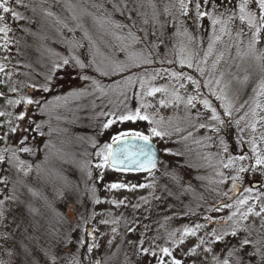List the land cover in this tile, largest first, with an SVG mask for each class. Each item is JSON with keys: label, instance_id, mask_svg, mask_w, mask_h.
Listing matches in <instances>:
<instances>
[{"label": "trees", "instance_id": "16d2710c", "mask_svg": "<svg viewBox=\"0 0 264 264\" xmlns=\"http://www.w3.org/2000/svg\"><path fill=\"white\" fill-rule=\"evenodd\" d=\"M175 2L176 0H152L155 10L161 13V20H168L164 43L161 44L163 48L168 47L171 43L169 39L177 30L172 27V17L164 15L163 9L166 5ZM23 3L27 4L28 8L18 9L16 3L13 2V6L9 4L26 17L23 19L25 20L23 28H15L14 33L16 41L14 67L22 84L16 95L41 100L42 104L48 101L52 103L44 111L37 108L35 104L27 106V116L31 114V120L35 123L26 119L23 125L31 124V127L35 128L36 124H40L41 129L39 133H27L29 139L26 146L32 148L33 153H17V155L27 164L32 165L31 172L25 176L15 167L8 165L1 167L0 176L7 175L9 178L8 187L4 189L3 195L14 194L16 197L15 200L8 201L14 208L12 215L14 228L11 235L12 239L15 238L16 250H19V242L23 240V243L32 248L39 247L57 254L59 259L56 264H69L74 254L83 261V264H89V259L99 260L100 264H112L115 260L122 262L120 256L126 253L124 251L130 239L127 231L128 225L122 232L123 240L117 244L113 252L104 256L103 259L92 260L86 247L76 243L64 244L63 241L68 237H71L72 241H77L78 236L75 232L77 230L80 233L83 228L86 233L93 232V236L85 238L87 243L93 242L95 233L92 227L96 214L94 200L100 197V189L96 180V173L100 169L96 167V164L100 160L96 152L104 144L109 143L112 128H118L127 122H117L104 129L103 124L112 117L101 115V113L134 111L138 107L136 96L140 86L138 77L143 76L147 79L148 70L164 65V62L156 58L163 56L164 53L157 48L152 49L150 56L153 60L152 64L129 67L123 72H111L110 61L127 63L128 53L121 51V42L109 31L95 25L91 16H82L79 22L83 24V28H77L78 21L72 19L73 10L69 9L66 0H23ZM70 3L79 6L75 9L77 15L80 14V7L87 8L89 12H95V9L91 8V0H70ZM138 3L143 4L141 11L146 12L150 19L154 9L149 0H138ZM134 6L129 5V7ZM106 7L111 10L110 4ZM32 8H35V12ZM49 11L53 13L52 16L47 15ZM172 11L176 12V9ZM176 15L179 13L176 12ZM29 19L31 25L28 27ZM114 19L128 22L119 13L114 14ZM137 21V28L143 26L147 27L149 32L152 31L151 21L148 25H141L140 18H137ZM198 24L199 21L195 26ZM27 27L41 32L38 37L44 41L42 53L35 49V46L39 45L36 40L32 47L28 46V39L31 35L25 36ZM85 30H87V38H85ZM137 35H143V33L137 32ZM142 49L144 55H148V49H144L142 44L135 47L137 52ZM72 56L78 57L86 67H73L70 64L58 70L56 87L50 89L48 93L29 87L32 84H42L54 62H62L63 58ZM97 67L109 70L110 74L103 75L102 71H97ZM126 77H131L133 82L126 83ZM93 80L104 89L103 94L92 84ZM74 92L79 94L71 95ZM56 97L61 99L56 100ZM180 134L165 138V142H168L167 148L170 149L168 154L175 158L173 162L168 156L161 159L158 164L161 173L158 176L179 187L178 192H184V187H186L193 195L181 202H179L180 198L175 197L172 201L174 209H171L170 215L177 214L178 217L182 213H188L187 215L195 216L204 211H198V209L205 196L203 188L206 187V176L202 178V175L207 145L203 139L189 138L187 141L183 139L175 141L176 136L181 137ZM195 140H200V144L194 143ZM17 142L18 140L0 146V149L15 147ZM3 168H7L8 171H3ZM0 187L3 186L0 185ZM12 189H15L14 193ZM85 221L88 222L85 223ZM17 225L20 227L17 228ZM241 234H243L242 231ZM26 236H31L33 239H25ZM236 242L232 241V243ZM95 243H97L96 239ZM136 248L135 246L132 252H136ZM250 250L246 249V251ZM37 254L40 264H51L50 261L45 260L42 251ZM85 255L89 259H85ZM13 262L19 264V259L15 256ZM132 262L136 264L135 259H132ZM143 264H149L148 260H144Z\"/></svg>", "mask_w": 264, "mask_h": 264}, {"label": "rangeland", "instance_id": "374dc122", "mask_svg": "<svg viewBox=\"0 0 264 264\" xmlns=\"http://www.w3.org/2000/svg\"><path fill=\"white\" fill-rule=\"evenodd\" d=\"M9 4L13 6L15 0H8ZM219 3V0H217ZM233 5L238 4L239 0H231ZM21 6L17 5V8L20 9ZM252 11H257L254 5L250 6ZM194 15V5H192ZM208 10H211L210 7ZM238 13V8L236 9ZM0 15L4 16L3 20H0V26L7 24L11 29L8 32V37L11 42L8 44L7 49L0 47V64H3L4 70L0 72V93H3L0 96V112L12 113L11 117L5 115L0 116V135L7 131V124L5 123L8 120H12V123L15 124L17 121L14 119L21 111H26L24 104L21 103L13 107L9 105L6 101L8 99H19L16 95V92L21 87V82L19 80L18 72L14 67V61L16 56V41H15V28H23L25 20H14L10 13L4 14L0 11ZM183 18L181 17V20ZM28 27L31 25V20L29 19ZM26 28L27 34L31 35L28 39L29 47H32L35 40L39 44L35 46V49L39 52L44 51V41L42 38L38 37L41 32L37 29L34 31L31 28ZM185 27H187L189 34L193 35L196 39L194 43H189L187 36L176 35L173 33L172 37L169 39L170 44L167 48H163L161 44L157 47L158 50L163 52V56L156 57L159 61L164 62L165 64L159 68H153L147 71V79L149 87H167L168 91L165 93H156L154 96H144L146 89H142L141 85L139 86L138 92L143 98L142 101L138 100V106L141 102L148 103L152 105L147 108V113L155 119H160L163 117L165 125L169 123V118L173 125H178L180 128L184 129L181 132L180 136H187L188 132H192L193 135L191 139H203L207 145L205 161L203 164V175L202 178H206V183L203 189L205 190L204 194L206 197L202 199V205L199 207L198 211L200 214L191 216L187 215L188 213H182L181 215L174 214L170 215V211L173 208V199L175 197L180 198L181 200L189 199L193 195L188 192L186 187H184V192L179 191V187L173 185L165 179L159 178L160 169L159 165L156 166L154 170L143 175H133L130 173H119L114 172L109 167L99 169L96 173V180L100 189L99 203H95L96 214L94 216V226L92 227L95 233L94 238L96 239V244L98 247L91 253L92 260L97 258H104V256L109 255L114 251L117 244L123 240L122 232L126 225L133 227L134 231L129 232L130 239L132 243L127 244V248L121 254V261L117 260L112 261V264H127L126 257L128 260L132 261L135 259L136 264H143L144 260H148L149 264H157V258L153 257L151 252L155 251L157 256L162 255L159 252L161 247H169L173 251V255L180 259L185 264H208L213 263V255L220 252V249L223 247L222 244H216L214 246V251L212 253H205L204 246L197 248L194 255H185L188 253L189 249L199 243V239L203 237L206 241L209 239L207 236L208 232H211L213 228H228L232 224L231 221H228L227 224L223 223L225 218L232 215V213L237 212V201L243 200L246 197L249 198L247 204L239 206V210L244 212L248 207H254V211H260V205L264 204V166H256L252 168V165L255 164V155L251 150L250 140H254L256 147L261 155H264V140L260 139L261 135L264 134V122H258L255 132H252L250 128H245V131L242 133L237 132L236 120H239L241 116H244L246 112L249 115L244 121H241L239 127L244 128L245 123L248 120H251V114L249 109L254 106L255 93L253 88L256 87L257 81L260 79V72L257 65V61L254 57L250 55H244L247 50V44L249 42L251 32L254 29H249L247 24H242L238 16L230 23L229 27L231 29V34L224 33L221 34L219 31V25L216 26V35H220L221 39L216 41L212 54L207 58V61L204 62V52L208 50V44L210 42V37L213 34V26L211 25L210 20L203 18L199 21L198 26L192 23L191 20L186 21ZM196 27L199 29H196ZM243 29L244 35L237 37L236 33ZM33 31V32H32ZM182 32L183 29H180ZM4 34L0 33V45L4 44L3 39ZM181 44L186 45L191 49L195 56L193 57V67L188 68L186 64L181 65L179 63V57L184 55L180 52ZM239 44V53L237 51V45ZM258 52L261 49H264V43H260L257 46ZM223 53V57L219 64L216 66L214 72H210L212 69V62L216 60L217 56ZM200 60L201 66L204 67L205 73L202 76L199 72L196 71L195 61ZM168 61H173L169 63ZM167 70V71H165ZM172 71H183L184 73L193 76L194 79L200 81L201 87L199 89V97L194 101L195 108H186L185 104L181 102L179 105L173 101L172 104H169L167 107H163L159 104L161 99L169 100L172 99L171 93L173 91H178L179 95L183 97L184 100L187 99L188 95H195V87L188 81L183 78L177 82L174 78H170L168 73ZM158 72V75H157ZM11 73V76L6 75ZM221 73L224 75L221 77ZM156 75L155 80H150L149 77ZM245 77L248 79L245 80ZM215 78L221 79V84H215ZM205 80H212V86L217 89L218 92L222 91V94L225 96L224 103H230L233 106L232 117H224L223 109L220 107L221 101L217 100L213 96L208 87H204ZM180 84H184V87L181 88ZM15 87L16 92L9 91L10 88ZM207 98L212 102L213 107L217 108L218 113L223 119L230 122L232 125L227 129V135H225V130L222 128L220 133L217 134L212 131L211 128L206 129H196L192 127L193 125H198L199 123H211L209 117L211 115L210 110H207L199 103L200 99ZM259 100L264 104V97H259ZM248 102L245 104V102ZM245 105L244 108L236 111L240 108V105ZM260 115H264V112L257 110ZM202 113L200 117L196 116V113ZM31 118V114L28 115ZM25 121L21 122L24 124ZM126 124L120 125L118 128H112L110 132L109 142L112 140V136L116 135L117 132L121 131H141L146 135L149 134L148 129L152 126L148 121H127ZM176 133L170 137H173ZM19 133L15 135H10L7 143L4 140H0V146L5 144H11L18 140ZM242 137L243 143L237 142V136ZM181 137L176 136L175 141H180ZM205 137H211V139H205ZM223 137L227 145L228 151L225 152L223 147L220 145V138ZM165 138L160 137H151L153 141L157 144L160 150V161L167 156L171 158V162L174 161L175 156H171L165 151L167 148L168 142H165ZM174 141V142H175ZM162 149V151H161ZM244 155L247 159L240 161L235 160L234 163L229 167H224L225 164H229V156L238 157ZM159 161V163H160ZM158 163V164H159ZM0 166V172H1ZM244 167L246 170L244 172H239L238 169ZM21 174H24L23 171H19ZM31 170L28 172V174ZM238 176L236 180V187L233 188L232 177ZM260 181L261 183L257 186L252 187V181ZM111 183H124L129 185L127 188L121 189H110L106 187ZM139 184L150 185L148 187H138ZM131 185H137V187L132 188ZM165 186L167 191L164 190ZM246 189H251V191H246ZM186 190V191H185ZM171 192V195L168 194ZM179 194V195H178ZM141 197L147 199V203L141 200ZM160 197L161 199H156ZM259 197V199H257ZM0 199L3 197L0 195ZM112 200L121 201L124 203L117 206L116 204L111 203ZM8 211L7 218L3 221V224H0V233L13 231L12 224V215L14 208L11 207L10 202H6ZM134 205H139L138 208H134ZM180 205V204H179ZM224 205H231V207H224ZM179 208V206H178ZM219 209V211H215ZM184 211V210H182ZM211 216L213 222L209 223L205 217ZM239 217H234L238 219ZM102 220H116V223L102 224ZM220 221L221 223H216ZM242 225L250 227L252 230V235L249 237L252 240L259 239L264 236V215L256 217L254 215H249L247 220L241 221ZM196 224L206 225V227L201 228L197 231L196 236H187L184 238V243L173 248L172 242L169 239V233H176V239L180 238V233L183 232L185 226L194 227ZM5 225L7 227H5ZM147 226V228L145 227ZM117 229L116 233L112 232V228ZM80 229V227H78ZM242 231V230H241ZM243 232V231H242ZM77 238L85 236L86 232L82 228L80 233L76 230ZM247 235V233L241 234ZM14 239V240H13ZM10 239L5 242L0 238V260L6 262L12 261L14 264L15 256H9L5 253V248H13L15 246V238ZM143 239V245L140 244V240ZM112 241L109 244V241ZM232 241H236V238H232ZM134 245L137 247L136 252H139L141 247L149 248V253H139V255H134L133 248ZM206 246V245H205ZM132 247V248H131ZM131 248V250H129ZM224 254H221L220 258L223 259ZM166 260L171 261V257H166ZM67 264V263H65ZM109 264V263H108Z\"/></svg>", "mask_w": 264, "mask_h": 264}, {"label": "snow or ice", "instance_id": "6c2138e0", "mask_svg": "<svg viewBox=\"0 0 264 264\" xmlns=\"http://www.w3.org/2000/svg\"><path fill=\"white\" fill-rule=\"evenodd\" d=\"M15 3L21 7L28 8L27 4L23 3V0H15ZM66 3L70 10H73L72 19L78 21L76 24L77 28H83V24L79 21L82 16H91L95 25L100 28L109 31L117 40L121 42L120 50L128 53L127 63H122L116 60L110 61V71L111 72H123L129 67H138L141 64H152L153 60L150 58L151 50L157 48L160 44L164 43V35L165 29L168 25V20H161V13L155 10V4L152 3V0H149L151 7L154 9L150 19L147 17L146 12H142L141 8L143 7L142 3H138V0H91V8L95 9V12H89L87 8L80 7V14L77 15L75 13V9L79 6L72 5L70 0H66ZM111 5V10H109L106 5ZM130 4L135 5L134 7H129ZM178 4V7H177ZM194 5V15L192 14ZM254 5L257 11H252L251 7ZM210 7L211 10H208ZM238 8V13L236 9ZM172 9H176V12L179 15H176V12H173ZM0 11L4 14L10 13L11 17L14 20H23L26 19L20 12L16 11L13 7L9 6L8 0H0ZM32 11L35 12V8H32ZM119 13L122 17L125 18L128 22H122L114 19V14ZM127 13V15H125ZM133 13L135 15H133ZM163 14L166 16H171L173 23L172 27L177 29L176 35H184L187 36L189 43L195 42V37L189 34L187 27H185V23L188 20H191L193 24H197L203 18H207L210 20L211 25L213 26V34L210 37V42L208 44V50L204 52V62L207 61V58L212 54L213 46L216 41L221 39L220 35H216V26L219 25V31L221 34L228 33L231 34V29L229 27L230 23L237 18L242 24H247L249 29H254L251 32V36L249 42L247 44V50L244 55H250L254 57L257 61V65L260 72V79L257 81L256 87L253 88V92L255 93L254 98V106L249 109L252 119L248 120L245 123L244 128H240L239 125L241 121H244L246 117L249 115L248 112L245 113L244 116H241L239 120H236L237 132L242 133L245 131V128H250L252 132L256 131L257 123L264 122V115H260L258 113V109L260 112H264V104H262L259 100V97H264V49H257L258 44L264 43V0H239L238 4L233 5L231 0H176L175 3L168 4L163 9ZM48 16H52V12H47ZM181 17L183 18L181 20ZM137 18H140L141 25H148L151 21L152 31L149 32L147 27H139L137 28ZM4 16L0 15V20H3ZM58 23H62L58 21ZM67 25H65L66 27ZM135 29V31H134ZM180 29H183L181 32ZM11 29L4 24L0 26V33H3L4 44L0 45V47H4L7 49L8 44L11 42L8 37V32ZM73 31V29H69ZM126 30V31H125ZM137 32H142L143 35H137ZM237 37L244 35L243 29L236 33ZM85 38H87V30H85ZM142 44L144 49H148V55H144L143 49L140 52L135 51V47L137 45ZM80 46V45H78ZM130 49H132L130 51ZM237 51L239 53V44L237 45ZM180 52L184 53L179 57V63L181 65L186 64L188 68L193 67V57L195 53L189 49L186 45L181 44ZM223 57V53H220L217 56L216 60L212 62V69L210 72H214L216 70L217 64L220 63ZM172 63L173 61H168ZM93 63L95 61L93 60ZM201 61L196 60V71L199 72L202 76L205 73L204 67L201 66ZM72 64L73 67L79 66L80 68L86 67L81 60L72 56L71 58H63L62 62H54L52 68L49 73L44 77V82L40 85L32 84L29 87L32 89H39L43 93H48L50 89L56 87V76L57 72L60 69L65 68L66 66ZM4 65L0 64V72H3ZM97 71H102L103 75H109V70H102L100 67H97ZM167 71V70H165ZM6 75L11 76V73H7ZM158 75V72H157ZM170 78H174L177 82H179L182 78L188 82H190L196 90L195 95H188L187 99L184 100L183 97L179 95L178 91H173L171 93L172 99L165 100L161 99L159 104L163 107H167L169 104H172L173 101L179 105L181 102L185 104V107L195 108L196 105L194 101H196L200 95L199 89L201 87L200 81L193 78V76L184 73L183 71H172L168 73ZM224 74L221 73V77ZM82 79H89L88 77H81ZM157 78L156 75H152L149 77L150 80H155ZM139 83L142 89H146L144 92V96H154L156 93H165L168 91L167 87H149L148 80H145L143 76L138 77ZM248 78L245 77V80ZM126 83H132L133 80L131 77L125 78ZM3 83V81H0ZM119 83V82H117ZM212 80H205L204 87H208L210 93L215 96L217 100L221 101L220 107L223 109L224 117H228L229 120L232 117L233 106L230 103H224L225 96L222 94V89L220 92L217 91L215 87L212 86ZM92 84L96 89L104 93V89L99 85V83L95 80L92 81ZM215 84L220 85L221 79L215 78ZM180 87L183 88L184 84H180ZM11 92H16L17 89L12 87L9 89ZM79 93H72L71 95H78ZM3 93H0L2 96ZM137 99L142 101V97L139 93L136 94ZM56 100H60V97H56ZM9 105L15 107L21 103L24 104L25 108L27 106L35 104L37 108L41 111H44L48 105H51V101L46 102V104H42L41 100H34L28 96H22L19 99H8L6 101ZM199 103L203 105V107L207 110H210L211 115L208 118L212 123H199L198 125H193L194 128L198 129H206L211 128L213 132L219 134L221 129L225 130V135H227V129L231 126L229 121H226L221 117L218 113L217 108L213 107L212 102L207 99H200ZM248 102L246 101L245 104ZM152 105L148 103L141 102L138 107L135 108L134 111L126 110L122 113L110 112V113H101V115L110 116L112 118L108 119L106 123L103 124V128L107 129L113 124L120 122L123 123L125 121H148L150 125H152L146 135L141 131H121L116 135L112 136V142L106 143L96 152L97 157L100 162L96 164L97 168H114L117 171H148L151 175V170L155 169L157 166V160L155 156V152L150 145L151 137H170L173 132L176 134L181 133L184 129L180 128L178 125H173L171 123V119L169 118V123L165 125L163 117L160 119H155L150 116L146 109L151 107ZM245 105H240V108L236 109L239 111L244 108ZM9 116L11 117L12 113L0 112V116ZM202 113L197 112L196 116L200 117ZM17 123L13 124L12 120H8L5 123L7 124V131H5L2 135H0V140H4L6 143L9 139L10 135H15L19 133V139L17 145L15 147H4L0 149V166L8 165L15 167L18 171H23L24 175L27 176L28 172L31 170L32 165L27 164L26 161L20 159L17 153H33V149L27 147L29 136L27 133H39L41 129L40 124H36L35 128L31 127V124L25 126L21 122L26 119L30 120L31 123H35L32 121L30 117L27 116L26 111H21L18 115L14 117ZM193 133L188 132L187 136L181 137V139L187 141L190 137H192ZM205 139H211V137H205ZM260 139L264 140V134L261 135ZM196 144H200V140L193 141ZM237 142L243 143L242 137L237 136ZM251 145V150L255 155V164L252 165V168H256V166H264V155H261L256 147L255 141H249ZM220 145L223 147L225 152L228 151L227 145L223 137L220 138ZM164 151L166 153L170 152V149L165 148ZM179 155V153H177ZM247 159L246 156L240 155L238 157L229 156V164H225L224 167L231 166L235 160L243 161ZM246 169L244 167H240L238 169L239 172H244ZM3 171L7 172V168H3ZM167 175V173H165ZM89 175L91 173L89 172ZM238 176H233V188L236 187V180ZM9 178L7 175L0 176V195H3L4 189L8 187ZM150 185L139 184L138 187L144 188ZM106 187L110 189H121L127 188L129 185L124 183H111L106 185ZM132 188L137 187V185H131ZM167 191V187L164 188ZM13 193L15 189L11 190ZM246 191H251V189H246ZM94 194V191H93ZM171 195V192H168ZM16 197L14 194L12 195H3V199H0V224H3V221L7 218L8 207L6 202L15 200ZM145 203H147V199L145 197H141ZM156 199H161L160 197H156ZM249 198H245L243 200L237 201V212L232 213V215L225 218L224 222L227 224L228 221H231L232 224L230 229L228 228H213L211 232L207 233L209 239L206 241L203 237L199 239V243L192 248L189 249L188 253L185 255H194L196 253L197 248L204 246L205 253H212L214 251V246L216 244H222L223 247L220 249V252L213 255L212 262L213 264H264V236L259 239L252 240L249 237L252 235V230L250 227L242 225L241 221L247 220L249 215H254L256 217H260L264 215V204L260 205V211H254V207H248L246 211L241 212L239 210V206L247 204ZM259 199V197H257ZM99 200H94V203H99ZM111 203L119 206L123 204L124 201H116L112 200ZM134 208H138L139 205H134ZM224 207H231V205H224ZM215 211H219V209H215ZM239 217L238 219H234V217ZM205 219L212 223V217L208 216ZM88 221H85L87 223ZM116 220H102V224L108 223H116ZM216 223H221L220 221H216ZM5 227H7L5 225ZM20 225H17L19 228ZM147 228V226H145ZM206 227V225L196 224L194 227L185 226L183 232L180 233V238L176 239V233H169V239L172 242L173 248L178 245L184 243V238L187 236H196L197 231L201 228ZM241 230L247 235H241ZM95 231V230H93ZM128 232L134 231L133 227H127ZM112 232L116 233L117 229L115 227L112 228ZM86 236H93V232H87ZM0 238H2L5 242L12 239L11 233L3 232L0 233ZM25 239H33L31 236L24 237ZM231 238H236V243H232ZM64 244L76 243L80 246H84L87 249V253L91 254L98 247L95 243V238L93 237L92 243H87L85 236H81L77 241H72L71 237L63 241ZM112 241H109L111 244ZM128 243H132V241H128ZM143 239L140 240V244L143 245ZM206 245V246H205ZM135 247V245H134ZM246 249H251L250 251H246ZM43 252V256L46 261H50L51 264H56L59 259L58 255L51 252L47 249H41L39 247L32 248L29 245L23 243V240L19 242V250L17 251L15 246L13 248H5V253L7 255L16 256L19 259V264H40V259L38 256V252ZM79 251V248H77ZM149 248L141 247L139 252H134V255H139V253H149ZM159 252L162 255L157 256L155 251H152L151 254L153 257L157 258V264H184L180 259H177L173 255L172 249L169 247H161ZM221 254H224L223 259L220 258ZM166 257H171V261L166 260ZM85 259H89L87 255H85ZM127 264H133L132 261L128 260L126 257ZM0 264H6L5 261L0 260ZM7 264H12V261H8ZM69 264H83V261L79 259L75 254L73 255V259L69 262ZM89 264H100L99 260L91 261L89 259Z\"/></svg>", "mask_w": 264, "mask_h": 264}, {"label": "water", "instance_id": "95a60500", "mask_svg": "<svg viewBox=\"0 0 264 264\" xmlns=\"http://www.w3.org/2000/svg\"><path fill=\"white\" fill-rule=\"evenodd\" d=\"M111 142H112V140L109 143H111ZM150 145H151L152 149L155 152V156H156V160H157V165H158V163L160 161V150H159L157 144L155 143V141H153L152 139H150ZM110 169H112L114 171H117L114 168H110ZM152 170H154V169H152ZM118 172H125V171H118ZM126 172H129V173H143V172H148V171H126ZM260 183H261L260 181H256V180L255 181H252L251 182V186L252 187L257 186Z\"/></svg>", "mask_w": 264, "mask_h": 264}]
</instances>
